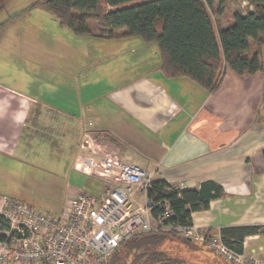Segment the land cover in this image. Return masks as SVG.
Returning a JSON list of instances; mask_svg holds the SVG:
<instances>
[{"label":"crops","instance_id":"1","mask_svg":"<svg viewBox=\"0 0 264 264\" xmlns=\"http://www.w3.org/2000/svg\"><path fill=\"white\" fill-rule=\"evenodd\" d=\"M49 20L53 40H42L45 53L26 58L36 69L0 78V212L2 196L62 212L79 192L72 163L90 121L86 152L97 158L137 163L154 169L155 179L186 188L206 180L220 185L223 192L207 209L191 212L200 229L217 235L222 227L264 225V43L262 71L238 75L227 68L210 92L188 77L165 76L155 43L78 35ZM220 22L228 25L230 17ZM41 171L48 175L34 180ZM43 181L48 189L62 187L46 206L26 190ZM242 241L246 251L264 247V234Z\"/></svg>","mask_w":264,"mask_h":264},{"label":"trees","instance_id":"2","mask_svg":"<svg viewBox=\"0 0 264 264\" xmlns=\"http://www.w3.org/2000/svg\"><path fill=\"white\" fill-rule=\"evenodd\" d=\"M6 1H0V12ZM214 1L36 0L32 6L44 8L58 24L78 35L138 36L155 43L165 76L188 77L215 92L227 68L238 75L262 71L264 0H247L253 8L244 14L233 12L229 15L230 23L225 26L220 22L225 13L215 7ZM222 192V187L212 180L203 181L198 188H178L155 179L148 196L154 201L167 199L174 213L171 220L183 224L191 222L192 211L207 209L209 201ZM159 210L157 207L153 214ZM7 226L0 213V230ZM211 231L207 229L206 233ZM220 232L226 243L240 248L245 236L264 234V225L222 227ZM166 236L181 241L173 231L140 233L120 242L102 264H186L171 255L172 246H164Z\"/></svg>","mask_w":264,"mask_h":264},{"label":"built area","instance_id":"3","mask_svg":"<svg viewBox=\"0 0 264 264\" xmlns=\"http://www.w3.org/2000/svg\"><path fill=\"white\" fill-rule=\"evenodd\" d=\"M90 125L89 121L82 126V151L75 154L72 168L99 179L100 189L95 194L79 191L71 195L59 215L3 196L0 213L8 226L0 230V264H102L120 242L151 231L176 232L204 244L231 264H264V247L246 251L243 243L240 248L228 244L221 234H207L192 222L172 221L168 200L154 201L148 196L154 169L86 152L92 148L86 138ZM175 187L185 188V184ZM157 207L160 210L154 215Z\"/></svg>","mask_w":264,"mask_h":264},{"label":"rangeland","instance_id":"4","mask_svg":"<svg viewBox=\"0 0 264 264\" xmlns=\"http://www.w3.org/2000/svg\"><path fill=\"white\" fill-rule=\"evenodd\" d=\"M35 1L36 0H7L4 9L0 12V27L2 26L0 28V65L2 70L0 78H4L3 75L8 74L12 75L8 80H12L13 78H18L17 75L28 74L30 70H35L36 68L31 66L32 63L26 60V58L32 57L35 53H45L44 50H41V48H44L42 40H46V38H51L53 40L52 34L56 32V29H54V24L49 22V19L55 21L56 19L50 12L42 7H40L42 10H32L33 6L31 5H33ZM214 5L225 13L226 18H228L232 12L239 11L244 14L253 8L247 0H215ZM25 7L28 8L25 9ZM15 14H17V19L13 20L15 22L10 26V30H7L8 24L11 23L10 20H12L11 18ZM4 18L6 19L2 20ZM60 26L59 24L58 27ZM58 30H60V28ZM58 35L62 37L65 36V34L61 32H59ZM62 59L63 57H61V60ZM36 175L39 176H36L34 180L39 181L40 176L44 177L48 174L41 171L37 172ZM71 175L73 185L79 189V191L82 190L95 194L100 189V181L93 177L86 176L74 170H72ZM28 186L26 190L30 189L36 198H40V203H45V206L49 202L52 203L56 201L62 193L61 185H58L56 189L54 187L48 189L49 187L44 186V181L42 184L36 183L35 187H30V184H28ZM72 190L75 189L73 188ZM38 208L44 209V207ZM166 237L164 246H172L171 255L178 256L186 264H230L224 257L214 253L200 242L193 241L191 242L192 244H189L180 236L177 237L181 241L172 239L171 236Z\"/></svg>","mask_w":264,"mask_h":264}]
</instances>
